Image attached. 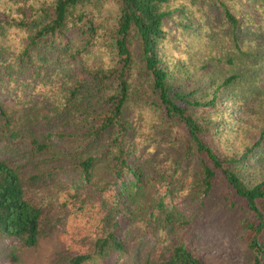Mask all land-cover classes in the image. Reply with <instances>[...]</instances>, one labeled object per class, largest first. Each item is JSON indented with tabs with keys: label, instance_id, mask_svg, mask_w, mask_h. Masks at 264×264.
<instances>
[{
	"label": "trees",
	"instance_id": "16d2710c",
	"mask_svg": "<svg viewBox=\"0 0 264 264\" xmlns=\"http://www.w3.org/2000/svg\"><path fill=\"white\" fill-rule=\"evenodd\" d=\"M263 83L264 0H0V142L68 163L64 208L112 189L66 264H208L182 197L235 214L244 264H264ZM39 107L86 130L76 148L36 133ZM44 208L0 160V242L35 247Z\"/></svg>",
	"mask_w": 264,
	"mask_h": 264
},
{
	"label": "rangeland",
	"instance_id": "374dc122",
	"mask_svg": "<svg viewBox=\"0 0 264 264\" xmlns=\"http://www.w3.org/2000/svg\"><path fill=\"white\" fill-rule=\"evenodd\" d=\"M255 19H258L256 11ZM9 101L13 99L9 98ZM35 114L37 119L33 125L37 134L65 135L62 140L56 136L53 138L56 149L65 150L66 146L74 149L82 141L86 130L72 122L57 123L55 117H51L49 107H39ZM27 145L28 140L0 142V160L19 168L30 199L37 204H45L42 232L37 245L32 248L22 247L17 240L1 241L0 264H66L73 256L92 253L98 221L110 210L106 199L112 196V189L108 186L103 194L88 188L82 190L81 199L88 210L77 212L71 207H62L61 195L70 187L69 174H64L68 172V163L45 153L32 155ZM177 206L191 219L194 218L195 233L208 245L207 249H202L208 264H244L245 255L232 228L235 214L202 210L196 201L183 197L178 198ZM6 244H14L17 248L15 261L9 256L12 248Z\"/></svg>",
	"mask_w": 264,
	"mask_h": 264
}]
</instances>
